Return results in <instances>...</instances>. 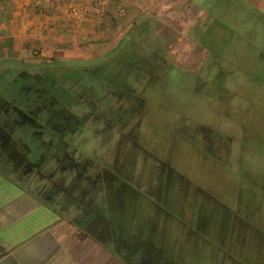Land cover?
<instances>
[{
    "label": "rangeland",
    "instance_id": "374dc122",
    "mask_svg": "<svg viewBox=\"0 0 264 264\" xmlns=\"http://www.w3.org/2000/svg\"><path fill=\"white\" fill-rule=\"evenodd\" d=\"M25 1L14 0L11 6L0 7V66L61 68L77 61H93L111 53L137 25L134 44L161 43L170 47L171 59L169 55L166 59L168 65H174L169 74L175 84L179 73L203 80L196 90L195 103L189 108L196 115V123L230 139L227 165L215 160V156L201 154L197 148L194 158L183 152L182 157L173 159L178 167L165 170L159 183L153 176L155 162L146 156L140 171L138 162L135 168L128 167L133 183L147 191L148 186L157 187L165 183V178L170 181L176 177L173 187L179 188V194L167 201L153 202L143 190L141 194L127 193L118 200L129 199V215L133 216V211L144 212L140 216L148 227L158 222L161 236L176 241L182 252L176 263L264 264L259 255L264 258V0L115 1L112 15L106 20L110 34L105 41L97 43L95 39L87 47L80 42L82 34L77 33L78 43L59 45L62 50L51 59L35 58L32 52L36 46L30 41L28 45L32 46L26 57L4 50L7 41H26L14 36L22 15H6L10 8H21ZM121 7L125 9L123 15L119 14ZM205 53L212 61L209 71L200 68ZM221 66L225 73L217 76ZM213 78H217L219 86L227 87L226 97L221 98L218 86H214L210 99L203 93L211 92ZM184 144L187 150L189 143ZM254 148H262V152L256 154ZM149 177L151 182H146ZM152 191L148 195L156 196ZM240 217L246 220L242 223ZM238 219L246 240H233L240 235L232 227ZM225 228L227 239L221 235Z\"/></svg>",
    "mask_w": 264,
    "mask_h": 264
},
{
    "label": "trees",
    "instance_id": "16d2710c",
    "mask_svg": "<svg viewBox=\"0 0 264 264\" xmlns=\"http://www.w3.org/2000/svg\"><path fill=\"white\" fill-rule=\"evenodd\" d=\"M137 30L136 25L107 56L56 69L57 74L61 73L58 82L68 81V115L73 120L69 136L74 146L82 158L92 160L96 166L103 167L104 163L111 164L117 159L120 167L118 185L121 187H133L134 179L130 177L128 167L135 168L134 164L138 162L140 171L146 156L155 162L153 176L160 180L159 183L162 167L172 171L178 167L173 159L182 157L183 152L194 158L197 148L201 154L215 156V160L226 166L230 139L196 123L193 119L196 115L189 108L193 107L196 90L200 89L203 80L179 73L181 76L175 84L169 74L174 65H168L166 59L168 55L171 59L168 44L136 45L132 38ZM32 45L36 46V43ZM1 50L3 45L0 44ZM206 53L200 68L209 71L212 61H208ZM224 71L221 66L217 76L224 75ZM211 80H215V85L211 84L213 89L203 93L210 99L214 96V86L215 89L218 86L221 98L226 97L227 87L219 86L217 78ZM183 110L188 114H183ZM184 142H188L191 148L186 150ZM245 142L251 144L247 139ZM254 149L256 154L262 152V148ZM175 180L176 177L173 184ZM0 187H4L2 194L11 193L3 204L14 199L12 187H19V192L21 190L25 195L26 225L35 224L33 227L43 231L58 224V220L53 219L68 222L65 235L68 252L53 253L50 264H121L112 249L91 237L77 223L66 219L60 210L43 201L28 187L17 184H0ZM31 199L41 206L28 214L27 202L32 203ZM39 219L40 223H37Z\"/></svg>",
    "mask_w": 264,
    "mask_h": 264
},
{
    "label": "flooded vegetation",
    "instance_id": "af4514ba",
    "mask_svg": "<svg viewBox=\"0 0 264 264\" xmlns=\"http://www.w3.org/2000/svg\"><path fill=\"white\" fill-rule=\"evenodd\" d=\"M56 69L23 64L0 66V184L28 187L112 249L121 264H179L176 261L181 249L176 241L161 236L158 222L148 227L140 216L144 212L133 211L131 216V201L118 200L130 192L141 194L146 187L133 184L129 190L119 186L117 159L96 166L92 160L82 158L74 146L69 136L73 120L68 115V81L58 82L61 73L57 74ZM161 169L160 179L165 171ZM164 181L157 187L148 186L144 194L153 202L179 194L173 180ZM149 191L156 196L148 195ZM241 219L242 223L246 220ZM210 221L213 226L215 223ZM233 224L240 233L233 240H246L241 221ZM227 232L225 228L221 234L225 239L229 237Z\"/></svg>",
    "mask_w": 264,
    "mask_h": 264
},
{
    "label": "crops",
    "instance_id": "0c3cea01",
    "mask_svg": "<svg viewBox=\"0 0 264 264\" xmlns=\"http://www.w3.org/2000/svg\"><path fill=\"white\" fill-rule=\"evenodd\" d=\"M13 1L3 0V4L11 6ZM13 13L22 15L17 26V34L14 36L27 42L20 43L18 40L12 39L7 41L4 50L17 57H26L30 53L28 50L32 46L28 45L30 43H36L40 49L39 55L35 58L51 59L57 56L59 49L62 50L59 45L77 44L78 37L75 36L77 33L82 34L81 40L86 37L91 42L95 39L98 40L97 43L105 41L110 34L107 26L103 30L95 32L89 26H77L69 22L68 14L63 9L44 17L35 14L29 16L21 10L20 6H15L10 8L6 15L10 16ZM12 188H14V199L3 204L2 201L7 200L11 193L2 194L4 187H0V264H50L53 253L60 250L68 252V246L65 244L68 222L60 218L53 219L58 220V224L43 231L41 228L33 227L34 221L32 222L33 226L26 225L25 195L21 190L19 192V187ZM31 200L32 203L31 201L27 202L29 205L27 207L28 214L41 206V203ZM36 222L40 223V219Z\"/></svg>",
    "mask_w": 264,
    "mask_h": 264
},
{
    "label": "built area",
    "instance_id": "2783aa9c",
    "mask_svg": "<svg viewBox=\"0 0 264 264\" xmlns=\"http://www.w3.org/2000/svg\"><path fill=\"white\" fill-rule=\"evenodd\" d=\"M120 0H26L21 6L24 12L31 14L48 16L57 10L63 9L67 12L71 23L77 26H89L97 32L106 28V20L109 17L113 2ZM3 0H0L2 7ZM125 9L120 8L119 14L123 15ZM81 44L90 46V40L84 37ZM33 55L38 56L39 47H35Z\"/></svg>",
    "mask_w": 264,
    "mask_h": 264
}]
</instances>
